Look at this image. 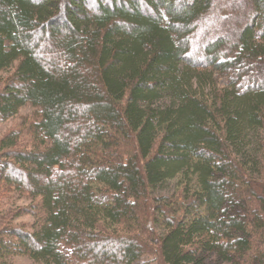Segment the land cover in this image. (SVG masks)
<instances>
[{
    "label": "trees",
    "instance_id": "trees-1",
    "mask_svg": "<svg viewBox=\"0 0 264 264\" xmlns=\"http://www.w3.org/2000/svg\"><path fill=\"white\" fill-rule=\"evenodd\" d=\"M8 71L0 264H264V0H0Z\"/></svg>",
    "mask_w": 264,
    "mask_h": 264
},
{
    "label": "rangeland",
    "instance_id": "rangeland-1",
    "mask_svg": "<svg viewBox=\"0 0 264 264\" xmlns=\"http://www.w3.org/2000/svg\"><path fill=\"white\" fill-rule=\"evenodd\" d=\"M12 71V70H11ZM11 71L4 72L0 74V77H7L11 73ZM214 80L216 81L217 87L224 88L226 81L223 78L218 77L215 75ZM207 90L205 91V94H207ZM34 113V110L26 106L22 108L19 113L13 117L12 119H9L5 122H0V139L11 130L17 128L20 126L24 119H28L29 117H32ZM186 190H189L191 194L199 191V185H198V179L197 176L194 175L192 172H189L188 174H181L177 176L175 179L168 181L164 186L159 187L157 190L153 192V197L166 203L169 201H175L179 196L185 192ZM9 201L7 204L10 206H26L29 204V201L26 199H22L19 195L12 194L9 195ZM17 223L21 224H33L34 218L32 216H25L17 221ZM160 230V229H159ZM8 264H43L41 262H36L34 260H31L28 257L24 256H17L11 260L8 261ZM145 264H157L155 258H148L145 261ZM205 264H225L222 263L220 260H218L215 256H208L205 259Z\"/></svg>",
    "mask_w": 264,
    "mask_h": 264
}]
</instances>
